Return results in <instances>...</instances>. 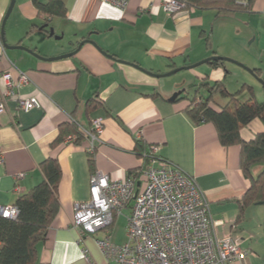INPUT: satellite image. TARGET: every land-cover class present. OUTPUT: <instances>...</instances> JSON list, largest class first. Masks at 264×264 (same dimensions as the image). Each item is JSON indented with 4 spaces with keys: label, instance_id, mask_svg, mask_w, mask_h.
Segmentation results:
<instances>
[{
    "label": "crops",
    "instance_id": "obj_1",
    "mask_svg": "<svg viewBox=\"0 0 264 264\" xmlns=\"http://www.w3.org/2000/svg\"><path fill=\"white\" fill-rule=\"evenodd\" d=\"M63 1L67 17L48 18L49 27L55 29L53 36L40 28L46 17L32 0H16L5 26L9 45H23L41 57L73 52L82 40L95 42L86 41L71 57L47 61L25 49L4 47L1 28L12 0H0V99L5 89L2 75L11 73L17 80L21 70L29 81L16 91L20 97H36L41 104L23 112L16 100L9 99L5 112L0 113L4 155L0 205L15 204L20 194L44 180L39 166L45 159H57L62 170L61 207L47 239L37 246L36 264L106 263L95 236H83L73 226L74 204L90 200L94 172L113 180L138 174L148 164L145 154L152 144L159 146L161 157L194 176L209 200L217 235L231 233L241 242L247 253L232 264H264V205L248 207L243 220L237 222L239 200L250 186L240 168V146H223L212 123L194 124L186 113L188 100H170L183 89L186 76L157 78L146 72L166 73L218 55L258 69L264 78V0H255L247 11L220 14L195 7L168 14L163 0H130L126 9L102 0ZM228 63L225 67L204 63L188 70L187 77L200 83L221 81L231 93L226 82L230 74H237L238 84L244 80L253 86L257 99L263 101L264 86L257 78L244 67L232 63L234 69ZM92 97L99 104L89 108ZM98 117L104 119V132L96 142L94 166L89 162L92 153L86 138L77 144L67 142L68 135L53 145L62 125L73 121L90 129ZM263 131L264 123L257 118L240 133L250 141ZM263 167L254 166L253 173ZM125 211L128 216L131 207ZM120 216L111 226V239Z\"/></svg>",
    "mask_w": 264,
    "mask_h": 264
},
{
    "label": "built area",
    "instance_id": "obj_2",
    "mask_svg": "<svg viewBox=\"0 0 264 264\" xmlns=\"http://www.w3.org/2000/svg\"><path fill=\"white\" fill-rule=\"evenodd\" d=\"M126 9L130 0H102ZM246 3L245 0H241ZM168 14L186 7L184 0H163ZM5 89L0 99V113L5 112L9 99L18 108L29 112L41 107L36 97H20L16 89L29 81L19 71L18 79L11 73L3 74ZM90 129L81 128L88 140V150L94 153L101 141L104 119L92 120ZM77 135H69L67 142H76ZM148 164L140 178L129 175L124 180H113L108 174L94 172L90 178L91 198L74 204L73 226L84 235H94L105 257V264H232L246 255L241 242L231 233L220 237L215 231L209 200L199 188L194 176L159 155V146L150 145L145 154ZM0 149V160H3ZM20 174L18 177H22ZM20 190L19 185L16 186ZM127 207V240L115 244L111 226ZM17 205H0V217L15 219ZM103 232L102 237L97 234ZM82 239V237H81ZM48 264V263H41Z\"/></svg>",
    "mask_w": 264,
    "mask_h": 264
},
{
    "label": "trees",
    "instance_id": "obj_3",
    "mask_svg": "<svg viewBox=\"0 0 264 264\" xmlns=\"http://www.w3.org/2000/svg\"><path fill=\"white\" fill-rule=\"evenodd\" d=\"M39 14L46 17H67V7L63 0H32ZM186 8L215 10L222 12L247 11L255 0H184ZM47 31V28H43ZM214 67H225L226 61L208 62ZM254 70V69H253ZM254 72L260 77V71ZM264 80V78H263ZM192 95L182 94L175 101L186 99L189 104L186 113L194 124L212 123L218 132L220 143L225 146L238 145L241 148L240 168L250 181V186L239 200L240 213L237 222L243 220L245 210L253 205H264V167L258 174L253 173L256 165L264 166V131L250 141L241 137V129L254 119L264 123V100L257 99L253 86L244 83L235 93H230L221 81L195 84ZM99 104L95 97L88 100L87 106L93 108ZM76 134V143L85 138L81 126L70 121L60 128L53 145L62 142L68 135ZM138 146L142 141L138 140ZM95 153V152H94ZM94 153L89 162L94 166ZM44 180L20 194L15 205L19 214L15 219L0 217V264H36L37 246L47 239L48 231L60 210L58 188L62 176L61 165L55 158H47L39 166ZM142 170L135 175L139 178Z\"/></svg>",
    "mask_w": 264,
    "mask_h": 264
},
{
    "label": "water",
    "instance_id": "obj_4",
    "mask_svg": "<svg viewBox=\"0 0 264 264\" xmlns=\"http://www.w3.org/2000/svg\"><path fill=\"white\" fill-rule=\"evenodd\" d=\"M15 3H16V0H12V3L10 5V8L9 10L7 11L6 15H5V18L3 20V24H2V28H1V39H2V42L4 44V47L6 49H14V48H19V49H25L27 51H29L30 53L34 54L35 56L39 57V58H42L43 60H47V61H54V60H60V59H64V58H68V57H71L75 54V52L81 48L83 46V44L88 41V42H91L93 44H95V42L93 40H82L79 45H78V48L76 50H74L73 52H70V53H67V54H63V55H60V56H56V57H51V58H47V57H41L40 55H38L34 50L30 49V48H27L23 45H17V46H11L7 43L6 41V38H5V26H6V23H7V20L9 18V16L11 15L12 11H13V8L15 6ZM41 29L43 28H47L48 29V32L50 33L51 36H53L55 34V29L54 27H49L48 24H44L40 27ZM213 60H223V61H226V62H231V63H234V64H237L239 66H242L244 67L245 69H247L251 74H253V76H255V78H257V80L264 86V80L263 78H260L255 72L253 69H250L246 66H244L243 64L237 62L236 60L234 59H231V58H228V57H223V56H218V55H214L212 57H209V58H206L205 60L201 61V62H198V63H195V64H192V65H189V66H181V67H177V68H174L173 70L169 71V72H166V73H154V72H150V71H146L148 72L149 74H151L152 76L154 77H157V78H160V77H167V76H171L173 74H176L182 70H190V69H195L201 65H203L204 63H208L210 61H213ZM134 66L140 68V69H143L141 68L139 65L137 64H133ZM144 70V69H143ZM185 90H179L178 92L174 93L170 100L171 101H175L180 95L183 94Z\"/></svg>",
    "mask_w": 264,
    "mask_h": 264
},
{
    "label": "rangeland",
    "instance_id": "obj_5",
    "mask_svg": "<svg viewBox=\"0 0 264 264\" xmlns=\"http://www.w3.org/2000/svg\"><path fill=\"white\" fill-rule=\"evenodd\" d=\"M8 21H7V24H8ZM7 24H6V28H7ZM201 66H199V67H201ZM228 66H230L231 68H234V69L236 68V67H234L236 65H234L232 63H228ZM187 72H188V70H182V71H180L176 74H173L171 76H173V77L178 76V78H182V77L186 76V78H185L186 80H183L184 86H183L182 90H185V92H183V94L184 95H186V94L192 95V94H194L195 89H196L194 86L195 83L200 84V80H197L196 78H192V77H187L188 76ZM238 80H239V78H238L237 74H230L228 76L226 83L230 87L231 93L236 92L244 84V80H240V84H238L239 83ZM127 214H128L127 211H125L124 214L121 215L116 221V224L112 230V241L114 243H120V242H124L127 240V236H126L127 235L126 227H127V223H128L127 216H126ZM263 223H264V218H263ZM262 231L264 233V226H263Z\"/></svg>",
    "mask_w": 264,
    "mask_h": 264
}]
</instances>
